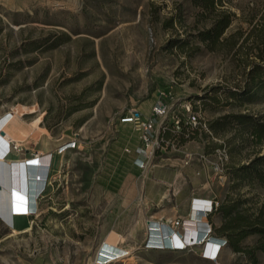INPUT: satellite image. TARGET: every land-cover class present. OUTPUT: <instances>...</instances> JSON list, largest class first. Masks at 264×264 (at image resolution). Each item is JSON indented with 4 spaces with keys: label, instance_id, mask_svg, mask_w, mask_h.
Listing matches in <instances>:
<instances>
[{
    "label": "rangeland",
    "instance_id": "374dc122",
    "mask_svg": "<svg viewBox=\"0 0 264 264\" xmlns=\"http://www.w3.org/2000/svg\"><path fill=\"white\" fill-rule=\"evenodd\" d=\"M220 7L234 14L224 34L233 33L236 44L209 50L196 33L211 14L190 0H0V113L37 120L59 138L55 148L75 140L53 150L35 209L15 217V224L30 225L14 231L0 217V264H264L256 233L241 239L242 250L225 244L211 256L206 243L147 247L150 223L134 198L122 204L133 197L129 189L119 193L122 160L141 144L134 124L119 118L151 109L161 93L171 110L190 103L206 127L184 123L176 130L170 118L158 131L160 143L190 141L207 172L196 185L210 189L218 204L238 200L241 212L264 215V186L231 176L233 167L264 154V137L254 139L234 119L215 130L209 125L235 113L264 121V92L249 100L228 95L246 86L253 63L264 65V0H223ZM29 141L5 160L33 156L23 154ZM55 144L39 142L43 149ZM198 166L199 155L191 154L183 168L192 174ZM208 220L214 229L222 213ZM104 242L124 250L120 259L99 262Z\"/></svg>",
    "mask_w": 264,
    "mask_h": 264
},
{
    "label": "crops",
    "instance_id": "0c3cea01",
    "mask_svg": "<svg viewBox=\"0 0 264 264\" xmlns=\"http://www.w3.org/2000/svg\"><path fill=\"white\" fill-rule=\"evenodd\" d=\"M147 106V108H137V110L143 116H147L150 114L149 104ZM43 137L50 141H55L57 144H55L52 149H43L39 146V142ZM59 143L60 140L58 137L52 136L47 132H42L34 141H29L28 144L23 147V154L25 156H31L35 152L51 151L54 150ZM185 153L189 154L188 159L191 154L199 155L200 166H198L196 171L192 174L188 173L183 168V156ZM135 156H137V154L132 152L122 160L120 172L118 173L119 193L120 196L123 194L126 196L127 189H129L133 197L129 201L125 198L122 204L126 206L134 198L136 204L140 206L142 217L146 221V224L150 221L169 222L177 217L185 218L190 210V199L193 196L215 198L210 189L196 185V181L206 178L207 172L204 171L205 164L201 159V152L199 149H193L190 146V141L183 143L176 141L171 146L165 144L161 148H157L153 156L146 160L143 167H139L136 164L134 160ZM16 216H23V214L12 213L9 214L8 221L3 217L2 219H4L14 231L25 230L30 225L29 219H26V221L24 220L22 223L15 224ZM199 219L201 220V218ZM154 222H151V227H153ZM153 229L154 228H152V230ZM200 229L201 226L198 230Z\"/></svg>",
    "mask_w": 264,
    "mask_h": 264
},
{
    "label": "bare ground",
    "instance_id": "6f19581e",
    "mask_svg": "<svg viewBox=\"0 0 264 264\" xmlns=\"http://www.w3.org/2000/svg\"><path fill=\"white\" fill-rule=\"evenodd\" d=\"M1 131L3 133H1ZM46 131V128L39 125L37 120H33L29 124H26L20 117L14 115L10 111L0 113V217H3L7 221L9 214H29L34 210L36 207V190L43 185L44 181L42 178L46 171V166H48L47 161L49 159L48 155L44 157V153L36 152V154L31 157L5 160V156L10 150L8 147L9 141L13 140L16 144L23 145L25 141H34L40 133ZM199 218H201V220ZM204 222H206V217L198 216L196 211L193 212L190 208L185 217V224H183L182 236L183 232H186L184 240L188 241V237L192 236L201 242L204 238L201 244H205L210 233L204 237L202 236V231L194 230L198 224L202 226ZM162 223L161 221L154 222L151 229L147 228V234L150 235L152 243L165 245V247L179 246L181 241L178 235L166 222L163 225ZM152 228L154 229L152 230ZM169 232H171V236L165 237L166 241H164V243L159 242L158 239L161 238L162 240ZM198 240L195 242H198ZM220 240V236L209 238L206 245L208 254L217 252L218 255L222 247L218 245ZM98 248L100 249L97 257L99 262L118 260L120 259V252L123 250L119 246L109 242H104V245Z\"/></svg>",
    "mask_w": 264,
    "mask_h": 264
},
{
    "label": "trees",
    "instance_id": "16d2710c",
    "mask_svg": "<svg viewBox=\"0 0 264 264\" xmlns=\"http://www.w3.org/2000/svg\"><path fill=\"white\" fill-rule=\"evenodd\" d=\"M190 1L194 6H198L202 10V13L211 14L209 25L199 29L196 33V37L199 39L200 43L209 50H214L217 47L218 49L222 47L228 49L234 47L236 44V37L234 34H224L233 20L234 14L226 8L220 7L223 5V0ZM171 23L172 18H168L164 22L165 25H171ZM178 42L177 45L179 47L186 43L185 39H181ZM259 50L264 54V46L260 47ZM259 92H264V65L255 62L249 69L246 86L237 90H228V95L249 100L258 95ZM230 119H234L237 123L245 126L254 139L259 140L264 137V121L245 113L225 114L221 116V118L213 120L209 125L215 130V123L218 122L219 127V124H225L230 121ZM231 176L234 181H237V179L242 176L250 180L256 179L264 186V154L252 158L247 164L233 167L231 169ZM215 210L222 213L223 220L218 227L213 229L212 226V233L214 236H223L226 244L233 250L239 251L243 249V246L240 244L241 239L248 234L256 233L257 242L254 248H259L264 251V215L261 211L251 216L238 209V200H230L220 202L215 209L208 214V219ZM251 251L252 249L248 250L249 253ZM251 256L252 255H250V257Z\"/></svg>",
    "mask_w": 264,
    "mask_h": 264
},
{
    "label": "built area",
    "instance_id": "2783aa9c",
    "mask_svg": "<svg viewBox=\"0 0 264 264\" xmlns=\"http://www.w3.org/2000/svg\"><path fill=\"white\" fill-rule=\"evenodd\" d=\"M171 105L168 100L166 99L165 94H158L157 99L155 100V102L153 103V105L151 106L150 109V114H148L147 116H143L137 109H131L128 111L127 114L122 115L119 120L122 122H131L134 124L135 128L139 131V137H140V142L141 144L137 145L134 148V153L137 154V156H135L134 160L136 161V164L139 167H143L145 165L146 160L153 156L155 150L157 148H161L163 146L162 143H160V141H163L162 138H158V131H163L166 128V123L167 120L170 119L172 122V126L178 130L181 128V125L186 123L188 124L190 127L195 128V127H199V126H203L206 127L205 122H201L198 113H196L193 109L190 103H185L182 108L180 110H171ZM75 145V140L71 139V140H67L66 142L60 144L57 148L54 149V151H58L59 148H67V147H73ZM8 147L10 148V150L8 151V153L10 151H15V152H20L22 150V146L20 144H16L13 140L9 141V145ZM124 151H128L130 152V148L128 147H124ZM42 153V152H41ZM36 153H34L35 155ZM43 154V153H42ZM45 155L49 156V159L47 161V168H49V165L51 163V159H52V155H53V150L51 151H47L44 153V157ZM184 160L183 163H185L188 159V154H184ZM45 184H46V180H45ZM45 184L43 186V188L40 190L38 196L40 195V193L42 192V190L45 187ZM218 205V201L215 198H202V197H197V196H193L190 199V208L191 211H196V214L198 216H205L206 217V222L203 223V225L201 226L200 230H205V234L204 237H206V235H208V233H210L208 236H214L212 233V225L211 223L207 220V216L210 212H212L215 207ZM22 214H27V213H22ZM181 222L182 224H185V218L182 217H177L174 218L173 220H170L167 225L170 226V228L172 230H174V232L178 235L179 240L181 241V244L179 246L176 247H172L170 246L169 248H177L180 249V247L182 246V248H185L187 245H196V244H201L204 241L201 240V242H195L197 241L195 238L188 237V241L184 240V236H182V232H181ZM150 226H151V221L149 222ZM165 222L162 223V225ZM200 226H197V228H194V230H198ZM209 230V231H208ZM171 236V232H169L168 234H166L164 236V238H159V242L164 243V241H166L165 237H169ZM160 237V236H159ZM209 237L208 240L206 241V244L209 241ZM183 238V239H182ZM213 238V237H212ZM221 240L218 243L219 246H223L226 243L224 242V238L220 237ZM171 241V240H168ZM211 241V240H210ZM195 242V243H194ZM148 246H152V247H161V248H167L165 247V245H151L152 241L150 238H148L145 242ZM164 246V247H163ZM124 250H122L120 252L123 253ZM212 254H210L211 256ZM214 255V254H213Z\"/></svg>",
    "mask_w": 264,
    "mask_h": 264
},
{
    "label": "clouds",
    "instance_id": "9594fccd",
    "mask_svg": "<svg viewBox=\"0 0 264 264\" xmlns=\"http://www.w3.org/2000/svg\"><path fill=\"white\" fill-rule=\"evenodd\" d=\"M43 178H44V184H45V180H46V174H44V176H43ZM44 186V185H43ZM43 186L41 187V189L43 188ZM40 189V190H41ZM40 190H39V192H40ZM39 194V193H38ZM38 196V195H37ZM37 198V197H36ZM198 226H200L199 224H198ZM197 228V227H196ZM209 231V230H208ZM203 232V235L202 236H204L205 234H207V233H205V230H203L202 231ZM185 234H186V232H183V236H185ZM211 237H213V236H210L209 238H211Z\"/></svg>",
    "mask_w": 264,
    "mask_h": 264
},
{
    "label": "water",
    "instance_id": "95a60500",
    "mask_svg": "<svg viewBox=\"0 0 264 264\" xmlns=\"http://www.w3.org/2000/svg\"><path fill=\"white\" fill-rule=\"evenodd\" d=\"M1 133H3V132L1 131ZM4 134H5V133H4ZM42 180L44 181V178H42ZM43 185H44V182H43ZM43 185H42V186H43ZM42 186H41V187H42ZM0 188H1V185H0ZM40 189H41V188H39V189L36 190L35 198L37 197V195H38ZM34 209H35V208H34Z\"/></svg>",
    "mask_w": 264,
    "mask_h": 264
}]
</instances>
